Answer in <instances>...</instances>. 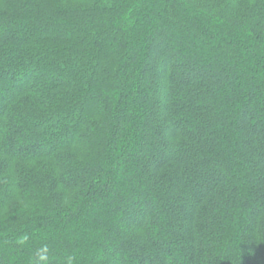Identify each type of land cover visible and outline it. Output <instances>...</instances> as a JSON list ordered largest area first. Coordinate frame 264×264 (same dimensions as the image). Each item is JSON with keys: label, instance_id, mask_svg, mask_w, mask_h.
<instances>
[{"label": "trees", "instance_id": "trees-1", "mask_svg": "<svg viewBox=\"0 0 264 264\" xmlns=\"http://www.w3.org/2000/svg\"><path fill=\"white\" fill-rule=\"evenodd\" d=\"M0 264H264V0H0Z\"/></svg>", "mask_w": 264, "mask_h": 264}, {"label": "clouds", "instance_id": "clouds-1", "mask_svg": "<svg viewBox=\"0 0 264 264\" xmlns=\"http://www.w3.org/2000/svg\"><path fill=\"white\" fill-rule=\"evenodd\" d=\"M46 253H47V247L46 246L43 249L38 250V252H37L38 259L41 261L46 260L47 259Z\"/></svg>", "mask_w": 264, "mask_h": 264}]
</instances>
